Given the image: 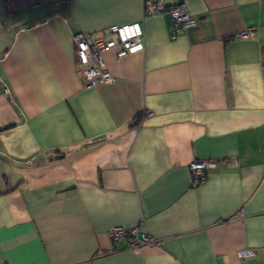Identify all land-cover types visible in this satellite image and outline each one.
<instances>
[{
  "label": "crops",
  "instance_id": "0c3cea01",
  "mask_svg": "<svg viewBox=\"0 0 264 264\" xmlns=\"http://www.w3.org/2000/svg\"><path fill=\"white\" fill-rule=\"evenodd\" d=\"M144 1L0 0V264H264V0H161L197 21L173 38ZM133 23L86 88L72 34Z\"/></svg>",
  "mask_w": 264,
  "mask_h": 264
},
{
  "label": "built area",
  "instance_id": "2783aa9c",
  "mask_svg": "<svg viewBox=\"0 0 264 264\" xmlns=\"http://www.w3.org/2000/svg\"><path fill=\"white\" fill-rule=\"evenodd\" d=\"M12 6L7 4V8ZM167 14L171 20L170 36L173 38L178 32L196 25V19L192 17L184 4L173 6L166 5L159 1H144V14ZM143 32L138 23L123 26H108L100 30L96 35L74 33L72 42L75 47V69L81 77L83 85L88 88L97 84H109L114 78L108 72L103 60V53L115 49V57L134 54L143 50L142 43ZM253 36V29L247 28L240 32L237 38H250ZM5 94H8L7 88H4ZM31 163V159L26 161ZM214 166L209 160H193L189 163L188 169L191 174V183L196 186L203 182L207 176V170ZM107 236L112 241L126 239L128 248L137 250L142 246L153 244L154 239L144 234L139 235L135 229H125L114 227L107 232ZM254 255V251L249 248L239 249L236 252L238 259L249 258Z\"/></svg>",
  "mask_w": 264,
  "mask_h": 264
}]
</instances>
